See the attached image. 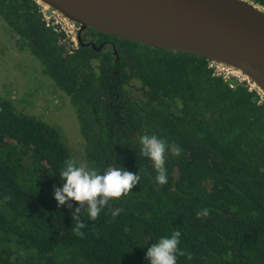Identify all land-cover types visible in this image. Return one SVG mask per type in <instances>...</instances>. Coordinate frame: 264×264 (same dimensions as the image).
<instances>
[{"label":"trees","instance_id":"1","mask_svg":"<svg viewBox=\"0 0 264 264\" xmlns=\"http://www.w3.org/2000/svg\"><path fill=\"white\" fill-rule=\"evenodd\" d=\"M0 17L68 97L88 169L141 177L109 201L118 216L106 206L92 221L85 204L76 230L71 212L81 206L54 199L67 147L50 124L0 96V264H148V247L174 231L186 253L177 264H264V104L255 93L213 77L203 58L110 35L116 58L71 54L33 0H0ZM143 135L181 149L165 154L164 185L140 156Z\"/></svg>","mask_w":264,"mask_h":264},{"label":"water","instance_id":"2","mask_svg":"<svg viewBox=\"0 0 264 264\" xmlns=\"http://www.w3.org/2000/svg\"><path fill=\"white\" fill-rule=\"evenodd\" d=\"M131 43L197 56L241 72L264 94V12L241 0H39Z\"/></svg>","mask_w":264,"mask_h":264},{"label":"clouds","instance_id":"3","mask_svg":"<svg viewBox=\"0 0 264 264\" xmlns=\"http://www.w3.org/2000/svg\"><path fill=\"white\" fill-rule=\"evenodd\" d=\"M140 156L148 157L156 172V181L160 185L167 183L165 169V154L179 156L181 149L176 144L169 145L165 140L155 135H143L140 137ZM60 178L64 181L62 188L54 189V199L59 205L65 204L67 200L75 201L81 207L71 212L72 220L76 221V230L84 228L80 221L83 208L90 220L98 218L101 211L107 206L113 218L122 211L121 208L112 209L109 201L118 200L128 195L132 188L140 183V175L125 171L120 167H109L103 174H98L95 169H88L85 165H77L73 159L64 162V168L60 171ZM10 197H5L9 200ZM71 208V204L68 205ZM197 217H207L209 210L204 208L196 213ZM179 231H174L170 237H162L157 243L151 244L146 252L148 264H177L178 256L186 253L179 248ZM189 258H191L189 256Z\"/></svg>","mask_w":264,"mask_h":264},{"label":"rangeland","instance_id":"4","mask_svg":"<svg viewBox=\"0 0 264 264\" xmlns=\"http://www.w3.org/2000/svg\"><path fill=\"white\" fill-rule=\"evenodd\" d=\"M0 96L16 110L40 119L57 130L77 165H86L84 142L68 97L42 71L38 60L19 49L0 17ZM88 168V167H87Z\"/></svg>","mask_w":264,"mask_h":264},{"label":"built area","instance_id":"5","mask_svg":"<svg viewBox=\"0 0 264 264\" xmlns=\"http://www.w3.org/2000/svg\"><path fill=\"white\" fill-rule=\"evenodd\" d=\"M33 1L39 8L41 20L45 27L50 29L55 34L62 35V43L69 47L70 53L72 54L77 49L80 26L41 1ZM241 1L253 4L251 0ZM257 7L264 12L263 7ZM207 67L212 71L213 77L221 78L230 88H234L236 85L244 84L248 92L255 93L258 97V104H264L263 92L241 72L212 61H208Z\"/></svg>","mask_w":264,"mask_h":264},{"label":"flooded vegetation","instance_id":"6","mask_svg":"<svg viewBox=\"0 0 264 264\" xmlns=\"http://www.w3.org/2000/svg\"><path fill=\"white\" fill-rule=\"evenodd\" d=\"M112 39L104 36L102 33L97 32L93 29H80L78 35V44L76 50L94 51L96 55L110 57L117 56V51L114 47ZM75 50V51H76Z\"/></svg>","mask_w":264,"mask_h":264}]
</instances>
